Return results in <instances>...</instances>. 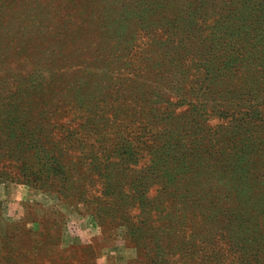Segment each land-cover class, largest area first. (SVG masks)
<instances>
[{
	"label": "rangeland",
	"instance_id": "1",
	"mask_svg": "<svg viewBox=\"0 0 264 264\" xmlns=\"http://www.w3.org/2000/svg\"><path fill=\"white\" fill-rule=\"evenodd\" d=\"M257 42L264 0H0V264H264V98L213 135ZM61 123L85 147L63 194L17 169Z\"/></svg>",
	"mask_w": 264,
	"mask_h": 264
},
{
	"label": "trees",
	"instance_id": "2",
	"mask_svg": "<svg viewBox=\"0 0 264 264\" xmlns=\"http://www.w3.org/2000/svg\"><path fill=\"white\" fill-rule=\"evenodd\" d=\"M237 18L241 17L238 16ZM237 18H235V21H237ZM257 43L258 44L256 46L254 45L251 48H246L243 52V56L237 53L230 56V61L228 63L230 65L229 71H225V69L224 71H218L219 76L223 77V79L220 78L219 81H226V83L232 86L231 96L234 99H228L227 101L222 100L221 105H219V108L216 109V113L220 118H222V122L216 125L215 128H213V130L215 131L213 135H215L218 130H220V132L222 133H225V130H229L230 127L236 125L241 121L244 122L245 115L250 112L242 111L240 107H242L243 105H245L246 107L254 105V103H258L259 100H262V98H264V42ZM27 108L28 107L26 105L16 107L17 111L20 112L27 110ZM9 110H11L10 107H8V109H5V111ZM61 124L62 126L60 127V130L57 134L53 135V133L51 135H47L50 136L53 140H50L47 144L53 146L54 148H58V151L47 149V147L41 144L40 148L36 146L33 153H22L21 155L22 157H27L35 156L34 153L40 154L41 160H38L36 163V165H39L38 167L32 168L30 166L23 167V165L17 166V169L19 171L23 170L24 178L28 184L40 189L50 188L49 190L55 191L60 194L62 193V188L65 187L64 185H59L60 176L63 175L64 177L66 175V171L69 170V168L64 164V158H72L70 149L67 150V146L71 147V149H74V146L78 147V149H85V147L78 143L79 141L72 142V140H81L77 136V129L68 127L66 123ZM39 126H41V124L36 123L35 127L38 128ZM45 134H48V132H45ZM57 135L60 137H58ZM236 137L237 139L234 142L235 149L232 151H228L227 153H225V149H222L221 151H219L218 149V154H220L218 156L220 157L216 159V162L214 164L205 161L202 154L199 153L200 151H196L195 160L196 167L198 168L199 173H201L202 169L207 166L212 165L214 167L215 165L216 167H218V165H220L222 167L221 170H223V168L225 170V174L223 175V177L226 178V176H229L227 174V169L230 166L228 164L229 161H227V158L230 154L233 153V151L236 150L237 147H239V144H241V140H243V136L241 134L236 135ZM97 145L98 141L96 139V142L92 143L90 146L92 147V149H96ZM191 149L192 151L189 152L193 154L194 150H196L197 148L195 147ZM256 149L261 151L259 148ZM261 154L264 155L262 151ZM81 155L78 154L74 159L75 162L71 161V163H73V166L75 164H79L85 167L83 171H80V174L82 175L81 177L85 180V178L87 179L89 170L93 168L91 167V163L85 165L83 162L79 161L78 158H81L83 156ZM223 158L225 159V161L224 163H221ZM0 168L1 176H10V174H12L8 171L9 169L5 163H2ZM96 168H98V166H96ZM48 172L52 173L51 178ZM48 182L54 183L53 185H50ZM94 207L97 211L98 205L94 203ZM129 227L131 228V225H129Z\"/></svg>",
	"mask_w": 264,
	"mask_h": 264
},
{
	"label": "crops",
	"instance_id": "3",
	"mask_svg": "<svg viewBox=\"0 0 264 264\" xmlns=\"http://www.w3.org/2000/svg\"><path fill=\"white\" fill-rule=\"evenodd\" d=\"M116 259L112 257V253L104 255L98 259L96 264H115Z\"/></svg>",
	"mask_w": 264,
	"mask_h": 264
}]
</instances>
